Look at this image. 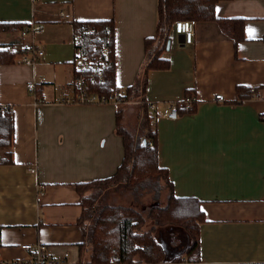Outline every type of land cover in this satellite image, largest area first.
I'll return each instance as SVG.
<instances>
[{"label": "crops", "instance_id": "0c3cea01", "mask_svg": "<svg viewBox=\"0 0 264 264\" xmlns=\"http://www.w3.org/2000/svg\"><path fill=\"white\" fill-rule=\"evenodd\" d=\"M216 15L196 22L193 44L173 32L164 52L170 67L149 70L144 100L126 104L129 126L134 103H156L149 114L160 164L175 195L199 199L206 217L200 260L165 264L264 262V0H221ZM231 18L245 21L241 41L221 24ZM94 19L114 20L116 83L125 90L140 75L146 38L156 33L158 0H0V22L42 25L26 38L23 29L0 32V44L19 52L15 63L0 65V102L14 115L13 162H0V264H30L22 247L28 242L46 244L56 257L69 252V262L80 264L76 184L113 175L124 158L117 104L63 100L74 94L73 22ZM33 40L44 51L34 66L21 51ZM238 85L255 93L240 101ZM189 92L198 97L196 109L166 117V102ZM216 93L226 101H215ZM5 151L0 147V159Z\"/></svg>", "mask_w": 264, "mask_h": 264}, {"label": "trees", "instance_id": "16d2710c", "mask_svg": "<svg viewBox=\"0 0 264 264\" xmlns=\"http://www.w3.org/2000/svg\"><path fill=\"white\" fill-rule=\"evenodd\" d=\"M219 1L158 0L156 33L146 38V59L140 75L125 90H121L116 83L114 20L73 22L75 36L83 38L85 57L92 61L91 68L86 72L75 69V76H83L89 93L104 101L120 95L122 103L117 104L116 131L124 142V158L113 175L76 184L81 205L77 224L84 235L79 244L80 264H165L183 259L191 262L200 260V227L206 219L201 201L195 197L175 195L168 171L160 164L158 134L147 103L141 105L143 129H147L142 143L137 142V129L128 126L125 117L129 101L144 100L149 70L170 67V59L164 56V52L174 32L175 22L180 19L216 20V5ZM220 21L224 30L233 35L236 41L245 38L244 19ZM24 27V22H0V32H16ZM18 53L12 44H0V65L15 63ZM39 91H36L38 96ZM237 93L242 101L250 98L255 88L252 91L249 87L238 85ZM183 112L185 109L180 108V114ZM13 135V111L5 112L0 116V147L6 149L1 163L13 162L10 150ZM159 178L167 181L169 195L165 204L149 205L147 215L132 205L106 201L113 190L140 193L142 189L144 192L143 189L151 187ZM148 220L151 221L149 226ZM165 230L170 237L168 234V241L163 243L160 233L164 234Z\"/></svg>", "mask_w": 264, "mask_h": 264}, {"label": "built area", "instance_id": "2783aa9c", "mask_svg": "<svg viewBox=\"0 0 264 264\" xmlns=\"http://www.w3.org/2000/svg\"><path fill=\"white\" fill-rule=\"evenodd\" d=\"M196 22L197 21L194 19H180L175 22L174 32L184 35V43L193 44ZM41 28V24L32 22L22 30V36L26 38L28 35H35L37 31L41 30ZM74 42L76 44V53L73 57L74 67L80 72H86L91 68L92 61L88 60L85 57L82 36H75ZM21 51L24 53V62L33 66L36 64V59L44 54V51L37 47L36 42L34 40L30 44L23 45L21 47ZM94 68L98 69V66H95ZM42 80L45 81L46 78L43 77ZM72 85H74L75 87V93L71 97H65L63 99L65 102H112L115 104L122 103L120 95L110 98L109 101H104L105 99L102 100L97 95L90 94L86 87L85 79L81 75H76L74 77ZM28 87L30 90L35 91L36 82L34 81L29 83ZM252 90H254V88H252ZM214 100L217 102H225L226 98L223 93H216L214 95ZM198 102L199 100L196 94L190 92L186 93L180 101L166 102L165 116L172 120H176L180 117V108L185 109V112H192L194 109H196ZM147 105L149 107V110L152 112L157 109V105L154 102H147ZM9 111H13V106L0 102V116L3 113ZM22 247L28 252H30V264H71V262H69V252H65L64 255L61 257L52 256L49 254L47 245L44 243L33 244L28 242L22 244Z\"/></svg>", "mask_w": 264, "mask_h": 264}, {"label": "rangeland", "instance_id": "374dc122", "mask_svg": "<svg viewBox=\"0 0 264 264\" xmlns=\"http://www.w3.org/2000/svg\"><path fill=\"white\" fill-rule=\"evenodd\" d=\"M73 81V80H72ZM51 85V84H48ZM73 93H75L74 85H72ZM142 103L140 104H133V110L130 115L129 120V126L131 128H136L137 131V142L142 143V138L145 137V134L147 133V129H143L144 125V116H143V110L141 107ZM136 106L139 107V110H136ZM150 188V189H149ZM147 189H143L144 192H142V189L139 190L140 193H133V192H127V193H121L117 191H111L109 196L106 197V201L109 203L114 204H123V205H132L142 211H145V215H147V207L149 205L153 204H165L167 197L169 195V185L167 184V181L164 178H159L152 184L151 187ZM153 188V189H152ZM151 224V221L148 220V226ZM167 233V234H166ZM166 233L161 234L160 237L163 243L168 241V234L169 232L166 231ZM178 234V233H177ZM165 245V244H164Z\"/></svg>", "mask_w": 264, "mask_h": 264}, {"label": "water", "instance_id": "95a60500", "mask_svg": "<svg viewBox=\"0 0 264 264\" xmlns=\"http://www.w3.org/2000/svg\"><path fill=\"white\" fill-rule=\"evenodd\" d=\"M183 36V34H180ZM171 40L168 42L167 49H170Z\"/></svg>", "mask_w": 264, "mask_h": 264}]
</instances>
